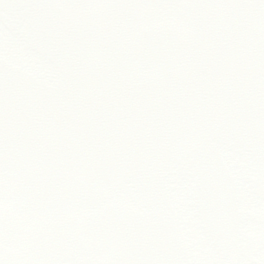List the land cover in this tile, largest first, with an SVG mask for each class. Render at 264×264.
Segmentation results:
<instances>
[{"label": "snow or ice", "instance_id": "obj_1", "mask_svg": "<svg viewBox=\"0 0 264 264\" xmlns=\"http://www.w3.org/2000/svg\"><path fill=\"white\" fill-rule=\"evenodd\" d=\"M0 264H264V0H0Z\"/></svg>", "mask_w": 264, "mask_h": 264}]
</instances>
